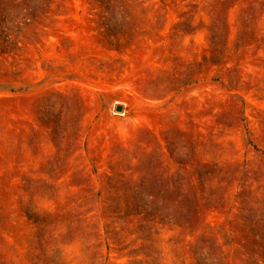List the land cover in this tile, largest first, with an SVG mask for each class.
Wrapping results in <instances>:
<instances>
[{
    "label": "rangeland",
    "instance_id": "1",
    "mask_svg": "<svg viewBox=\"0 0 264 264\" xmlns=\"http://www.w3.org/2000/svg\"><path fill=\"white\" fill-rule=\"evenodd\" d=\"M0 264H264V0H0Z\"/></svg>",
    "mask_w": 264,
    "mask_h": 264
},
{
    "label": "water",
    "instance_id": "2",
    "mask_svg": "<svg viewBox=\"0 0 264 264\" xmlns=\"http://www.w3.org/2000/svg\"><path fill=\"white\" fill-rule=\"evenodd\" d=\"M116 111H117V112H120V111H121V108L118 107V108L116 109Z\"/></svg>",
    "mask_w": 264,
    "mask_h": 264
}]
</instances>
